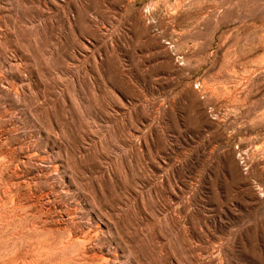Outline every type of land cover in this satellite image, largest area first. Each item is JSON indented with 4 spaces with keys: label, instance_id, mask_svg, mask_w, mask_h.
<instances>
[{
    "label": "rangeland",
    "instance_id": "rangeland-1",
    "mask_svg": "<svg viewBox=\"0 0 264 264\" xmlns=\"http://www.w3.org/2000/svg\"><path fill=\"white\" fill-rule=\"evenodd\" d=\"M0 264H264V0H0Z\"/></svg>",
    "mask_w": 264,
    "mask_h": 264
}]
</instances>
